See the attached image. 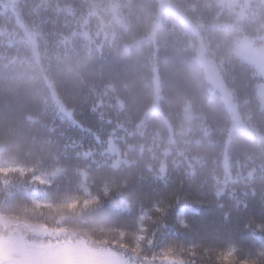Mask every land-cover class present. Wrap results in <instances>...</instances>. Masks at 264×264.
<instances>
[{"label":"trees","instance_id":"obj_1","mask_svg":"<svg viewBox=\"0 0 264 264\" xmlns=\"http://www.w3.org/2000/svg\"><path fill=\"white\" fill-rule=\"evenodd\" d=\"M189 1H179L184 17L166 9L160 21L156 18L159 0H18L17 10L0 5L3 213L8 209V214L23 219L42 215L49 224L112 202L114 213L127 219L132 216L134 228L104 218L84 226L83 232L149 257L152 224L172 206L167 192L182 188L177 195L184 192L194 203L177 206L172 230L189 233L190 217L205 216L202 228L211 229L217 240L202 253L201 240L160 233L162 240L179 241L181 259L194 264H264L263 77L253 63L235 52L239 38L263 31L264 7L260 17L223 26L214 17L220 7L213 0L197 7ZM110 9L118 10L119 21L111 18ZM101 20L106 23L102 25L109 35L106 40L102 34L96 37ZM85 22L86 28L90 23L93 40L84 44L86 39L73 36L77 47L62 42ZM200 36L220 66L239 112L249 111L256 131L235 128L230 133L231 110L223 94L213 89L199 60ZM53 90L71 116L61 109ZM199 126H206L209 135ZM83 127L106 136L120 127L130 142H143L147 148L136 153L131 165L119 169L102 161L85 164L81 144L76 147L74 142L90 134ZM126 129L135 131L134 135ZM171 135L199 162L196 173L190 175L182 150L174 157L168 155L171 187L166 188L160 185L162 178L153 177L151 165L155 171ZM226 156L236 180H242L248 169L257 172L253 179L244 178L254 183L248 185L252 190L241 206L222 215L213 202L216 185L225 176ZM179 160L183 163L177 164ZM7 180L21 185L7 190ZM62 183H73V187L58 191ZM157 187L161 191L153 192ZM237 195L230 190L225 200H236Z\"/></svg>","mask_w":264,"mask_h":264},{"label":"rangeland","instance_id":"obj_2","mask_svg":"<svg viewBox=\"0 0 264 264\" xmlns=\"http://www.w3.org/2000/svg\"><path fill=\"white\" fill-rule=\"evenodd\" d=\"M18 0H2L0 5L4 8L11 7L13 10H17ZM160 6L157 9V20L160 21L163 12L168 9L178 12L183 17V12L185 11L180 0H159ZM189 1V0H187ZM205 1V4H203ZM192 5L206 3H217L220 10L214 17L220 20L219 25L229 26L231 23L243 21L245 18L250 17H260L262 14L261 8L264 7V0H192L189 1ZM191 7V5L188 4ZM111 18L113 16L117 21L120 20L117 9H110ZM225 12V14H224ZM224 14V15H223ZM212 15V14H211ZM223 15V16H221ZM221 16V17H220ZM216 20V21H217ZM228 20V21H227ZM85 22L82 24L80 29L73 30L70 36H67L62 42L65 44L66 41L72 43L75 41L73 36H81L86 39L84 44H87L90 40H93L90 34L89 28L85 27ZM102 25H106L104 20H101V29L96 31V37L103 35V40L108 38V33L104 31ZM262 32L252 38L242 36L236 41V54L243 60L250 61L253 63L261 77H263V82L261 83V95L263 98V108L264 109V25L262 26ZM101 31V32H100ZM100 32V33H99ZM29 37H34L31 31H28ZM33 39V38H32ZM76 39V38H75ZM66 46V45H65ZM72 47H77L75 44H71ZM68 46H66L67 48ZM199 60L204 65L208 79L215 91H220L223 94L228 107L231 110L233 123L230 128V133H232L235 128H242L249 130L251 132L256 131V127L250 120L251 115L248 114L249 111H244L240 113L239 106L236 100L233 98V94L226 85L220 73V66L213 61L208 52V43L204 42V38L200 36V47H199ZM53 95L56 100H58L61 109L69 117L71 116V111L66 109L64 105L59 101V96L56 91L53 90ZM72 118V117H71ZM199 130L206 132L208 135L210 130L206 126H199ZM87 130L89 135H82L81 139L78 137L74 140L76 147L81 144L80 151L84 158V163L90 161L91 163H108L113 165L115 168L119 169L124 166H129L133 163V158L136 153L142 154L147 148L143 142L134 141L121 132L120 127L113 129L109 136L104 135L103 132H97L91 127H83ZM129 134L134 135L135 131L126 129ZM169 148L162 149L164 155L159 158L161 162L157 165V168L151 165L153 171V177L155 179L161 180V186L170 188L168 185V170L169 166L167 163L168 155L179 154L181 158L188 165L185 168L186 173L193 175L196 173L195 163L199 160L194 157L193 159L189 157L188 153L180 148L179 140L176 135H171L169 138ZM198 141V139H197ZM172 157V158H173ZM176 157L174 158V160ZM183 163L179 160L177 164ZM223 167L225 168V176L221 181V185H216V199L213 205H217V209L223 215L226 212L236 211L241 203L245 201L244 196L247 195L248 191L252 190L248 185H252L254 181H244V178L249 177L253 179L256 177V168L248 169L247 174H242L240 182L237 183V177L229 169L228 156H226L223 161ZM160 178H159V177ZM236 180V181H235ZM17 181V180H16ZM235 181V182H233ZM75 183V182H74ZM15 184H20L11 180H7L5 183L6 189H13ZM21 185V184H20ZM76 186V185H75ZM73 187V183H62V186L58 191L65 192ZM70 188V189H69ZM77 189L75 187L74 191ZM182 188L173 189L167 193H170V200L172 201V206L166 210L162 215L157 218V221L152 224L151 234L148 239V249L152 251L149 257L135 253L131 251L126 246H120L109 241H101L91 236L86 235L83 232V227L89 225V223H94L95 221H101L106 218L111 222H117L118 224H123L126 226H131L134 228V220L132 216L124 218V216H119L112 210V202L98 207L99 209L93 208L88 211H82L75 215L64 216L60 218L57 222L45 223L44 217L42 215L23 219L11 214H8V209L4 210V201L0 206V264H194L191 261L180 258L182 256L177 255L179 241L177 239L168 241V238L163 240L160 238V233L162 232H174L182 235V239H190L192 237L203 241V245L200 247V252L205 253L207 250V245L213 240L211 229H203L207 223L205 216L193 215L190 217L192 229L188 231L189 233L179 232V229L172 230L174 226V216L177 206L180 203H194L193 199L184 193L177 195L178 191ZM237 192L238 195L236 200H225V195L228 191ZM161 191L160 187L154 188L153 192ZM185 191V190H184ZM53 192H56L53 190ZM188 192H190L188 190ZM240 194L242 197H240ZM5 198H9L5 195ZM244 202V206H246ZM215 211L208 209L207 212ZM106 215H108L106 217ZM35 219V220H34ZM235 219V217H234ZM194 220V222H193ZM37 221V222H35ZM203 227V228H202ZM231 229V226H228ZM213 232V231H212ZM216 231L214 230V233ZM183 233V234H182ZM191 233V234H190ZM161 247L160 250H158ZM180 252V251H179Z\"/></svg>","mask_w":264,"mask_h":264},{"label":"bare ground","instance_id":"obj_3","mask_svg":"<svg viewBox=\"0 0 264 264\" xmlns=\"http://www.w3.org/2000/svg\"><path fill=\"white\" fill-rule=\"evenodd\" d=\"M263 99V98H262Z\"/></svg>","mask_w":264,"mask_h":264}]
</instances>
